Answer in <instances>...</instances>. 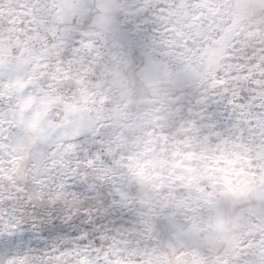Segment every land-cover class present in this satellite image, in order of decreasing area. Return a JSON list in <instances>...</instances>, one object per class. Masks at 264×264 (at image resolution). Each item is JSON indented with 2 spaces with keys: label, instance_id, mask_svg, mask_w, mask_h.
<instances>
[{
  "label": "snow or ice",
  "instance_id": "6c2138e0",
  "mask_svg": "<svg viewBox=\"0 0 264 264\" xmlns=\"http://www.w3.org/2000/svg\"><path fill=\"white\" fill-rule=\"evenodd\" d=\"M0 264H264V0H0Z\"/></svg>",
  "mask_w": 264,
  "mask_h": 264
}]
</instances>
